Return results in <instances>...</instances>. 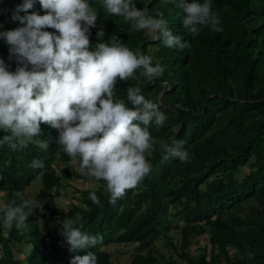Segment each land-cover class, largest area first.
<instances>
[{
  "label": "trees",
  "instance_id": "16d2710c",
  "mask_svg": "<svg viewBox=\"0 0 264 264\" xmlns=\"http://www.w3.org/2000/svg\"><path fill=\"white\" fill-rule=\"evenodd\" d=\"M134 2L141 8L147 6L150 13L162 14L172 33L191 45L183 50L169 48L146 30H134L131 22L110 16L101 0H89L98 13L96 27L90 30L93 47L102 28L105 41L115 36L165 69L152 81L137 70L138 79L121 81L116 89L117 97L126 99L129 86H140L142 94L167 117L162 126L150 128L155 147L149 157L150 174L113 205L106 182L75 172L70 157L56 143L58 131L49 125L41 124L43 134L38 137L49 142L47 150L35 143L17 151L0 146V208L27 200L22 192L37 178L41 187L36 200L44 204V212L33 211L21 229L3 226L0 211V264H70L73 256L88 251L95 252L98 264H114L101 249L110 244L133 245L128 264H264V0H211L222 30L202 26L197 36L182 25L180 0ZM21 3L0 0V10H7L0 11V31L23 26L11 18ZM34 10L44 14L38 0ZM9 47L0 39V58L14 71ZM7 134L0 131V138ZM161 142H183L189 162L171 156L165 159ZM33 159L42 160L44 169H32ZM56 160L63 162L58 173L53 167ZM245 166L248 172L238 180ZM75 178L93 182L95 187L73 188L84 207L70 203L62 212L55 198ZM92 191L100 205L89 198ZM66 217H76L75 226L95 235L97 244L70 252L60 234ZM171 229L178 231L179 245L166 237ZM203 235L209 251L187 252L191 238ZM160 239L166 240L178 260L166 258L155 247ZM23 244L29 245L30 253L23 261L14 259Z\"/></svg>",
  "mask_w": 264,
  "mask_h": 264
},
{
  "label": "clouds",
  "instance_id": "9594fccd",
  "mask_svg": "<svg viewBox=\"0 0 264 264\" xmlns=\"http://www.w3.org/2000/svg\"><path fill=\"white\" fill-rule=\"evenodd\" d=\"M38 2L43 15L34 10L37 0H23L11 16L23 26L0 31V39L10 46L9 60L16 64L15 70H10L11 65L0 58V131L10 133L0 138V146L17 151L35 143L47 150L49 142L38 137L43 134L41 124L49 125L58 131L56 143L70 157L69 163L89 180L106 182L109 202L115 205L150 174L149 157L155 151L150 128L162 126L167 119L160 106L142 94L140 86H129L126 99H122L117 97V84L138 79L137 70L139 76L152 81L165 69L115 36L105 41L102 28L93 47L90 30L96 27L98 13L89 0ZM101 2L110 16L131 22L134 30H146L165 46L191 47L172 33L162 14L150 13L147 6L138 7L134 0ZM179 7L182 25L192 36L199 35L202 26L222 30L211 0H180ZM160 147L165 159L171 156L189 162L183 142H161ZM29 166L42 170L45 164L33 159ZM89 198L100 205L96 191L90 192ZM13 205L0 208L3 226L8 228L15 225L21 229L33 211L44 212V204L38 200ZM77 223L76 217H66L60 232L73 253L97 244V237L82 231ZM70 264H98V257L88 251L73 256Z\"/></svg>",
  "mask_w": 264,
  "mask_h": 264
},
{
  "label": "rangeland",
  "instance_id": "374dc122",
  "mask_svg": "<svg viewBox=\"0 0 264 264\" xmlns=\"http://www.w3.org/2000/svg\"><path fill=\"white\" fill-rule=\"evenodd\" d=\"M11 1V0H10ZM63 162L56 160L53 163V167L55 168L56 172H59V169L62 168ZM75 172L79 175H82L77 170V166H74ZM248 172V167L245 166L241 173L237 174V179L239 180L243 174ZM68 185L63 187L61 189V195L57 196L55 198V204L59 210L62 212H66L68 210V207L70 203L78 204L80 207H84L83 204L80 202V194L74 193L73 188L78 190H84L88 188H94L95 185L93 182L82 180L81 178H75L68 180ZM40 179L37 178L32 184L25 189L22 194L24 197L32 200H36L37 191L40 189ZM52 193V192H51ZM0 196H3L1 193ZM72 198V199H71ZM4 207V206H3ZM62 226V224H61ZM166 237L171 240V243L174 245H179L180 237L178 231L171 229L169 232L166 233ZM207 236H198L191 238V243L186 249L187 252H189L191 255H197L198 253L202 252V250H207V252L210 249V245L207 241ZM165 239H160L159 241L155 242V247L161 251L162 255L166 258H172L173 260H178L174 251L167 247ZM102 250L108 252L111 256V261L114 264H128L130 257L133 253V245H118V244H110V245H104L101 247ZM30 252L29 245H21L19 246V249L17 252L14 253V259L18 260H25ZM233 255H236L235 252H231ZM179 262V261H178ZM185 264V263H182Z\"/></svg>",
  "mask_w": 264,
  "mask_h": 264
},
{
  "label": "water",
  "instance_id": "95a60500",
  "mask_svg": "<svg viewBox=\"0 0 264 264\" xmlns=\"http://www.w3.org/2000/svg\"><path fill=\"white\" fill-rule=\"evenodd\" d=\"M163 92H164V91H162V92L160 93V95H159V99H160V97H161V95H162Z\"/></svg>",
  "mask_w": 264,
  "mask_h": 264
}]
</instances>
